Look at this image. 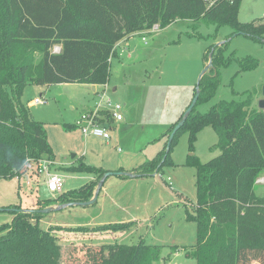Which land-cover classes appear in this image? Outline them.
I'll use <instances>...</instances> for the list:
<instances>
[{
    "label": "trees",
    "instance_id": "1",
    "mask_svg": "<svg viewBox=\"0 0 264 264\" xmlns=\"http://www.w3.org/2000/svg\"><path fill=\"white\" fill-rule=\"evenodd\" d=\"M241 2L0 0V178L20 175L31 160L53 158L43 125L30 117L21 101L28 82L104 85L110 75V59L122 39L179 21L189 23L194 30L200 24L212 25V39L222 27H228L231 31L225 40L211 45L206 53V60L209 53L212 55V66L202 76L195 106L174 134L168 150L169 133L181 116L163 134L167 139L156 155L131 173L138 177L158 173L170 163V152L180 130L188 131L189 150L193 151L197 133L210 126L217 136L215 147L219 154L205 162L193 153L187 157V164L195 167L194 207L186 210V218L195 223V242L185 247L186 254L195 264H264V197L255 193L256 182L264 173V109L252 107L256 91L242 100H222L205 113L195 109L214 95L219 84L218 70L230 63V57L224 55L227 38L243 34L264 39L263 16L239 21ZM54 46H59V51L53 52ZM28 48L41 52L34 67L29 54H25ZM239 64L241 70H246L256 67L257 61L245 57ZM106 117L111 120L107 113ZM80 165L98 181L105 172ZM93 190L94 184L88 183L62 192L56 199H37L27 208L32 210L26 212L21 210L22 202L4 208L10 209L12 219L0 224V264H63V242L53 232L55 227L44 229L39 225L38 220L47 214L41 210L55 201H87ZM128 224H103L94 229H123ZM162 247L143 241L103 243L86 251L85 256L93 264H152L160 259ZM70 252L76 257L74 246Z\"/></svg>",
    "mask_w": 264,
    "mask_h": 264
},
{
    "label": "rangeland",
    "instance_id": "2",
    "mask_svg": "<svg viewBox=\"0 0 264 264\" xmlns=\"http://www.w3.org/2000/svg\"><path fill=\"white\" fill-rule=\"evenodd\" d=\"M262 13L264 0H242L238 19L241 22L260 19ZM230 31L222 27L216 39H212V25L200 24L194 30L189 23L179 21L163 29L154 26L153 30L131 35L110 59L108 84L99 85L103 93L94 94L80 83L28 82L21 101L30 117L43 125L53 152L50 169L59 172L65 183L62 190L51 192L44 173L39 171H35V175L29 173L30 176L21 173L20 178H0V208H13L22 202L21 209H27L34 205L27 201L29 198L56 199L60 193L88 183H93L95 189L98 179L92 172L81 169V163L105 172H120L144 159L143 162L150 160L167 139L163 134L190 103L198 76L207 63L205 57L209 47L224 41ZM32 50L28 48L25 54H29L34 67L41 52L38 48ZM224 55L230 57V63L219 68V84L214 95L198 103L196 111L205 113L222 100H242L253 91L256 93L252 107L260 109L257 98L264 85V39L235 35L228 41ZM245 57L256 60V67L241 70L239 61ZM40 97L43 101L34 103V99ZM101 97L122 104L125 118L110 129L109 142L92 135L84 136L74 125L77 117ZM188 137L186 129L178 132L170 152V163L163 165L155 176L154 173L138 178L109 175L94 203L49 212L38 220L39 225L44 229L55 227L53 232L60 238L64 230L59 229L57 222L90 221L98 225L129 222L123 229L77 230L75 227L64 234L70 239H74L77 232L78 239L112 238L114 241L118 233L125 231L116 239L119 243L143 241L163 245L160 259L152 264H195L185 249L195 242V223L186 218V210L194 207L195 167L187 164V157L193 153L205 162L220 151L215 147L217 136L210 126L197 133L193 151L189 150ZM255 193L264 197V173L256 182ZM55 204L59 202L50 205ZM11 219V211L0 210V224ZM70 248L66 242L63 264H93L85 254L75 257Z\"/></svg>",
    "mask_w": 264,
    "mask_h": 264
},
{
    "label": "built area",
    "instance_id": "3",
    "mask_svg": "<svg viewBox=\"0 0 264 264\" xmlns=\"http://www.w3.org/2000/svg\"><path fill=\"white\" fill-rule=\"evenodd\" d=\"M262 16L264 17V13H262ZM142 39H144V36H142ZM57 51H59V46H54L53 52ZM43 99L42 97L35 98L34 103H40ZM106 113L112 120L120 121L122 119V104L118 102L112 103L109 99L101 97L99 102L95 103L91 109L81 113L79 117H77L74 125L80 129L84 136L92 135L109 141L111 135ZM28 163L29 165L23 174L29 175V173H32V175H35V171H39V173L42 172L44 173L49 191L58 192L63 189L65 178L59 172L50 169V164L52 162L49 158H39L38 160H31ZM15 177L20 178L21 176L16 175Z\"/></svg>",
    "mask_w": 264,
    "mask_h": 264
},
{
    "label": "crops",
    "instance_id": "4",
    "mask_svg": "<svg viewBox=\"0 0 264 264\" xmlns=\"http://www.w3.org/2000/svg\"><path fill=\"white\" fill-rule=\"evenodd\" d=\"M234 37V36H233ZM127 40V38H125V39H122L121 41H119L117 44H116V47H115V50L117 51V48L119 47V46H121L122 44H126V41ZM124 46V45H123ZM115 54H117L116 52H115ZM80 84H82V83H80ZM108 84V83H107ZM82 85H86L87 87H89V89L95 94H97V93H99V92H101V88H103V87H101V86H99V85H88V84H82ZM112 90L114 91L115 90V87L114 88H112ZM259 98H261V95L260 96H258V98H257V100L259 99ZM92 107H90L89 109H91ZM88 109V110H89ZM88 110H86V111H88ZM182 112V111H181ZM181 112H180V114L178 115V117L181 115ZM125 118H124V115H123V113H122V119L120 120V121H115V120H110L109 121V129H113L114 127H115V125L117 126V124L118 123H120L121 121H123ZM127 128V127H126ZM103 140V139H102ZM110 140H111V138H110ZM109 140V141H110ZM105 141V140H104ZM109 141H105V142H109ZM160 150V149H159ZM158 150V151H159ZM157 151V152H158ZM156 154V153H155ZM155 156V155H154ZM153 156V157H154ZM147 159V158H146ZM149 159V158H148ZM143 160V159H142ZM145 160V159H144ZM143 160V161H144ZM143 161H141L140 163H138V165H140ZM138 165H130V166H128V167H126V168H124V169H120V170H122L123 172H128V173H131L132 172V170H134V168H136ZM132 174V173H131ZM156 174L154 173L153 174V176H155ZM125 177H127V178H138V176H127V175H124ZM94 177V176H93ZM92 177V178H93ZM91 178V179H92ZM90 180V179H89ZM106 180V179H105ZM105 180H104V182H105ZM104 184V183H103ZM103 186V185H102ZM101 189H102V187H101ZM100 189V190H101ZM95 190V189H94ZM94 190H93V192H94ZM100 190H99V192H100ZM65 191V190H64ZM98 195H99V193H98ZM98 198V197H97ZM37 199H40L39 197H37V196H35V197H32V198H29V199H27V201L28 202H30V203H35V201H37ZM26 201V202H27ZM27 202V203H28ZM30 203H28V204H30ZM57 225H58V227H64V228H61V229H63L64 230V233L67 231V230H65V227H78V226H81V227H94V226H98V224H93L92 222L90 223V221H81V223H71V224H65V223H59V222H57L56 223ZM56 226V225H55ZM62 233V232H61ZM59 234V236H60V238H61V241L63 242V246H64V244L66 243V242H68V244L70 245V246H74L75 247V249H76V256L78 255H80V256H83V254H85L86 253V251H88V250H91V249H96L95 248V246H97V245H101V244H107V243H119V241L118 240H116V239H118V238H120V236L121 235H123L124 233H125V231H124V233H118V235H119V237H117V238H115L114 239V241H113V239L111 238V239H106V238H104L103 240H101V239H98V238H96V239H93V238H84V237H82L81 239H78V238H76L77 237V232H76V234H75V238L74 239H70L71 237L70 236H66V234ZM67 239H70V240H68L67 241ZM79 256V257H80Z\"/></svg>",
    "mask_w": 264,
    "mask_h": 264
},
{
    "label": "water",
    "instance_id": "5",
    "mask_svg": "<svg viewBox=\"0 0 264 264\" xmlns=\"http://www.w3.org/2000/svg\"><path fill=\"white\" fill-rule=\"evenodd\" d=\"M230 40V39H229ZM223 41L218 42L217 45L221 44ZM212 66V55L211 53H209L208 55V60L207 63L204 65V68L202 69V71L200 72L198 79L196 81V85H195V93L190 101V103L188 104V106L186 107V109L184 110V112L182 113L180 119L178 120V122L174 125V127L172 128L171 132L169 133L167 142H166V149L168 150V147L173 139L174 134L176 133V131L183 125L184 121L186 120V118L188 117V115L190 114L191 110L193 109V107L195 106V103L198 99L199 96V83L200 80L202 78V76L209 70V68ZM260 95L261 98L258 99V107L260 109H264V85H262L261 89H260ZM119 175V176H123V175H127V176H134L131 173L128 172H104V174L102 175V177L100 178V180L98 181L96 188L93 192L92 197L87 200V201H72V202H66V203H59V204H55V205H49L45 208H43L41 211L43 213H49V212H54V211H58L61 210L63 208L69 207V206H73V205H80V206H85V205H90L92 203H94L97 199L99 190L101 189L104 180L109 176V175ZM0 210H4V208H0ZM6 210H10V209H6ZM23 211H30L32 209H21Z\"/></svg>",
    "mask_w": 264,
    "mask_h": 264
}]
</instances>
